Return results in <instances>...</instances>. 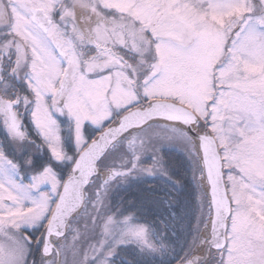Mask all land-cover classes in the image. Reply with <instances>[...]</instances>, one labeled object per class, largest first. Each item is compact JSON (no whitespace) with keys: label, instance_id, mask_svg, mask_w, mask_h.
<instances>
[{"label":"snow or ice","instance_id":"6c2138e0","mask_svg":"<svg viewBox=\"0 0 264 264\" xmlns=\"http://www.w3.org/2000/svg\"><path fill=\"white\" fill-rule=\"evenodd\" d=\"M0 128V264H264V0H0Z\"/></svg>","mask_w":264,"mask_h":264},{"label":"flooded vegetation","instance_id":"af4514ba","mask_svg":"<svg viewBox=\"0 0 264 264\" xmlns=\"http://www.w3.org/2000/svg\"><path fill=\"white\" fill-rule=\"evenodd\" d=\"M4 135H5L4 130L2 128H0V139H2L4 137ZM37 142H39V141L37 140ZM29 147L31 149V146H29ZM33 160H34V162H38V163L45 162V160H46L45 152L44 153L34 152Z\"/></svg>","mask_w":264,"mask_h":264},{"label":"rangeland","instance_id":"374dc122","mask_svg":"<svg viewBox=\"0 0 264 264\" xmlns=\"http://www.w3.org/2000/svg\"><path fill=\"white\" fill-rule=\"evenodd\" d=\"M60 119H61V121H62V127L65 129L64 134H65V136H68V130H67V124H68V121H67V119L64 118V117H61ZM66 147H70V148H73V149H74V145H70V144H68L67 142H66ZM30 150H31V149H30ZM45 154H46V150H45Z\"/></svg>","mask_w":264,"mask_h":264},{"label":"trees","instance_id":"16d2710c","mask_svg":"<svg viewBox=\"0 0 264 264\" xmlns=\"http://www.w3.org/2000/svg\"><path fill=\"white\" fill-rule=\"evenodd\" d=\"M169 155L172 157L173 160H175L177 153L174 150H169Z\"/></svg>","mask_w":264,"mask_h":264}]
</instances>
